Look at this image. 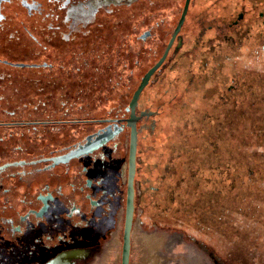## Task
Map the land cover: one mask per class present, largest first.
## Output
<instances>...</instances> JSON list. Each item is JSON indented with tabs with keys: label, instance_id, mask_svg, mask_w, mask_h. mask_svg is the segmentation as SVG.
Listing matches in <instances>:
<instances>
[{
	"label": "flooded vegetation",
	"instance_id": "obj_1",
	"mask_svg": "<svg viewBox=\"0 0 264 264\" xmlns=\"http://www.w3.org/2000/svg\"><path fill=\"white\" fill-rule=\"evenodd\" d=\"M139 1L143 5L149 0H0V264H110L119 260L121 242L119 249H109V245L124 228L128 158L123 164L121 137L127 131L130 134V128L123 126L112 140L91 152L61 162L54 158L85 144L89 135L96 136L108 125L125 124L130 116L126 107L151 67L140 76L141 60L154 56L169 34L164 53L185 4L184 0L176 19L173 7L183 0H151L145 8L137 7ZM192 1L160 66L165 84L172 77V67H179L180 52L185 56V94L187 84H195V65L200 61L205 62L203 74L210 77L207 91L217 89L220 94L233 76L240 84L231 98L216 97L212 117L203 122L205 132L213 123L217 125L221 106L234 105L240 97L251 100L249 84L256 81L257 88L264 84L251 69L252 61L264 64L260 47L264 11L237 10L244 0H194L191 7ZM245 1L264 6V0ZM124 4L133 6L128 19L122 18L118 7ZM244 19L251 31L243 27L236 37L223 36L219 28L233 29ZM171 22L175 24L170 32L165 24ZM140 40L146 44L142 55ZM236 49L245 53L238 57L239 66L234 61ZM153 76L146 86L152 87V94L143 95L144 89L135 111L137 115L142 110L157 113L138 121V151L143 133L150 147V135L156 129L158 110L141 108L161 94L153 89L157 84L151 83ZM184 79L178 81L184 83ZM178 86L168 85L166 93ZM197 93L205 97L204 90ZM185 114V110L171 108L157 125L156 139L172 128L176 132L173 121L183 120ZM168 122L172 125L164 129ZM142 153H137L135 180L148 168ZM170 153L167 148L166 154ZM140 180L145 185L146 180ZM166 198L165 193L155 198V207L164 208L161 216L169 224L172 215Z\"/></svg>",
	"mask_w": 264,
	"mask_h": 264
},
{
	"label": "trees",
	"instance_id": "obj_2",
	"mask_svg": "<svg viewBox=\"0 0 264 264\" xmlns=\"http://www.w3.org/2000/svg\"><path fill=\"white\" fill-rule=\"evenodd\" d=\"M184 60L185 56L181 52L178 56L179 66H182ZM203 67L197 69V76L193 82L195 84L193 86L187 84L189 92L185 94L183 89V93L176 97L178 103L173 104L172 98L162 107L163 110H158L159 118L156 119V129L150 135L153 136L150 147L144 140L147 137L146 131L143 133V146L145 144L144 147L152 149L156 143L157 125L162 117L168 115L171 108H176L179 112L185 110L186 114H190V124L183 129L174 124L179 130L173 133L177 134V137L169 133L168 139L161 141L160 144L165 149L160 152L161 157L165 155L161 162L148 163V168L142 172L140 178L143 177L146 181L145 185H141L143 186L141 204L144 206L143 211L147 212L151 219L153 216L154 219L155 217L158 219L164 213L161 208L155 207V198L165 193L166 203L171 207L172 220L177 222L176 226L167 227L182 229L186 236L203 242L212 252L229 262L231 256H228L229 249L224 244V233H228L231 243L234 241L236 244L244 236L251 240V234L253 237L259 234L260 239L264 240V104L257 113L252 108L258 106H253L250 102L247 111L249 114L243 115L241 123L238 126L232 125L227 133L221 134L218 128L216 130L214 123L204 132L203 122L212 117L215 110L213 107L218 101L216 97L230 98L231 91L219 96L217 89H214L213 97L201 105L197 103L200 101L197 92L200 90L206 92L209 87L207 84L210 82L209 74H203L206 72ZM163 77L153 88L155 91L165 84H161L162 79L165 80V75ZM167 80L168 83L162 88L163 94H166L168 85L173 86L176 83L181 85L179 78L176 83H173L172 77H168L166 82ZM157 108L161 107H156L155 110ZM226 112L223 111L222 116L218 114L217 122H226L224 115ZM218 117L221 121H218ZM234 120L233 118L231 123H234ZM205 135L208 136L204 138ZM173 140L177 141L173 143ZM216 145L219 147L217 153ZM167 148L171 152L170 155L166 154ZM207 149L210 150L208 155H211L212 164L208 165L209 169L205 173L201 166L203 153ZM149 181L151 183L158 181V184L148 189ZM183 194L188 199L180 201ZM146 196H149L147 200Z\"/></svg>",
	"mask_w": 264,
	"mask_h": 264
},
{
	"label": "rangeland",
	"instance_id": "obj_3",
	"mask_svg": "<svg viewBox=\"0 0 264 264\" xmlns=\"http://www.w3.org/2000/svg\"><path fill=\"white\" fill-rule=\"evenodd\" d=\"M150 2H151V0L146 1L142 5L141 1H139V4H137V7L139 8L140 5H142L141 8H145L146 6L151 5ZM193 2H194V0L191 3V7L193 6ZM183 3H184V0L179 5H177L176 7H173L174 11H176L175 13L177 14L176 19L178 18L179 14H180V11L183 7ZM118 7H120L122 10L121 11L122 18L128 19L131 17V15H132V8L131 7H133V6H127L124 4V5H121ZM135 8H136V5L134 6V9ZM236 8H237V10L241 9L243 11H246L247 13H248V10H250L251 8L252 9L254 8L255 10H259L260 14L264 11V6H256V4H253V3L247 4V2L245 0L242 1V3L238 4ZM106 9H107L106 11H110L111 8L106 7ZM240 14H242V11L240 12ZM247 15H246L245 19H248ZM245 19L241 23V26L234 27L233 29L229 28L228 26H224V27L219 28V29H220L221 33L223 34V36H226V33H230V35H232V37H236L237 31L242 29L243 27L250 30L251 25L245 26V24H246L245 22L248 21V20L245 21ZM172 22H174V21H172ZM187 23H189V22H187ZM174 24L172 23L171 24L172 26H171L170 23H169V25L166 23L165 25H167V29L170 30V32H171ZM80 26L81 25H78V27H80ZM169 26H171V27H169ZM219 29H217V30H219ZM168 37H169V34H166L163 37L164 38L162 40L163 42L160 43L161 47L155 53L154 56L149 55L147 58H142L141 65H140V76H142V74L150 66H152L154 64V62H156L158 60L159 56L161 55V53L164 49V46L166 45ZM232 37H230L228 39L232 40ZM152 40H154V39L153 38L149 39V41H152ZM139 43H140V50H141V55H142V52L144 50H146V44L142 40H140ZM189 43H191V42H189ZM179 44L180 43H178L176 45L175 49H179V47H178ZM232 44H234L233 41H232ZM243 46L244 45H240V48L242 49ZM260 47L264 48V43H261ZM244 55H245L244 50L236 49L235 57H237V58H235L236 60H234L235 65L239 66V61H238L239 58L238 57L244 56ZM247 62L251 64V61H247ZM252 62H253V65L251 66V69H253L252 71H254V69H255V73H258L257 76L254 75V78L260 76L261 80H264V64H260V63H262L260 61H258L256 64H254V61H252ZM204 63H202L200 61L199 63H197V65L195 67L197 69H199V68L202 69V67L204 66ZM215 67H216V65L214 66V68ZM185 68H186V66H184L182 64V66H179L175 70V66H174V67H172V72H171L173 83L177 82V78H181L182 76H185L184 83H181L182 82L181 81L180 86L175 87L174 89H169L168 93L163 94L162 88L166 84H164L165 80L161 81L162 82L161 84H164L163 86H161L158 89V91L161 90L160 91L161 94L158 97L153 96L152 98L154 101L152 103H148V104L146 103L145 105H142L141 108L143 109L145 107H149V108H152L155 110L156 107H161V108H157L156 110H163L162 107L167 103V101H169L172 98H174V100H172L173 104L178 103V101L176 100V97H178V95L183 93V89L187 83V80H186L187 75L185 73L186 72ZM235 68H236V66H235ZM181 70H183L182 71L184 73L183 75L180 74ZM161 72H163V68H160V70L157 71V73L153 76L151 83H153V81H154L153 84L157 83L158 80H160V78H162L164 76L163 73H161ZM216 73H217V70H214L213 74H216ZM174 79H176V81ZM255 82L254 81L251 82L249 84V87L247 88L251 92L250 93L251 94V97H250L251 101L249 100L248 97H245V98L240 97L238 99V101L235 100L234 105L232 104L231 106H228V107H222L221 106L218 109V112L220 113L219 116L223 115V111H227L226 114H224L226 117V122H223V123L217 122V125H216V130L218 128V130L221 134H224L225 132L227 133V131L229 132L232 125L238 126L241 123L242 116L245 115L247 113V111L249 110L248 105L250 104V102L253 104V106H256V105L258 106L257 108H252V109H255L257 113H258V111L261 110V107L264 104V84H262V85L260 84L257 88V87H255L256 86L254 84ZM167 83H168V81H167ZM136 84L137 83L135 82V86H136ZM232 85H234V86H232ZM239 87H240V84L238 83L237 78L235 76H233L228 81L225 82L223 90H220V94H218V95L222 96L224 94L223 92H226V94H227V91H230V90H231L230 94L232 95L233 91L238 90ZM151 90H152L151 86L146 87L143 95H146L148 93H149V95L152 94ZM204 96L205 97L202 100L200 98V101L198 100L197 103H199L201 105V103H203L204 101L209 100L211 97L214 96L213 91L212 90L207 91V93L204 92ZM155 99H157V100H155ZM167 112H168V110L165 111V114ZM247 114H249V112ZM253 114H255V113H253ZM158 118H159V115L156 117V119H158ZM233 118L235 119L234 123H231ZM189 119H191V117H190V114L188 113L185 115V117L183 119L184 121L180 120L179 118H175V121H173V123L175 125L177 124L178 128L183 129L187 124H190ZM185 120L186 121L188 120V122L186 123ZM219 120L220 119L218 117V121ZM176 122H178V123H176ZM150 123L153 124V122H150ZM170 124H171V122H168V125H166L164 127V129L165 128L169 129ZM174 124L173 125L171 124V125L174 126ZM178 128H177V130H178ZM175 129H176V127H175ZM170 133L172 135H177V134H173V133H175V132H173V128L171 129ZM195 133H197V132H195ZM129 135H130L129 131H127L121 137V144L123 143L122 144V150H123L122 153L125 156L124 160L122 161L123 164H125L127 162V158H128L127 154L129 151V139H130ZM172 137H175V136H172ZM164 139L165 140L168 139V136L165 135L164 137H161L160 139L158 137L156 139L157 145L155 143V147L152 148L151 150H149V149L144 150L143 143L140 141L138 154L141 150L143 152L141 157H144V160L147 163H160L164 157L163 156L161 157V155H160V157H157L154 155H155V152H161L162 151L163 147L161 146L160 143ZM176 141L173 140L172 142L175 143ZM126 144L128 145L127 147H126ZM218 151H219V147L216 145L215 146V152L217 153ZM148 152H151L153 154L148 153ZM224 152H226V150H224ZM209 153H210V150H208V149L203 153L204 157L202 158L203 161H202L201 167L204 169L205 173L207 172V169H209L208 165L212 164L210 162V160H212L210 157L211 155H208ZM224 154L226 155L227 153H224ZM214 158H217V157H214ZM157 182L158 181H156V182L152 181V183H151V181H149L147 188L149 189L150 186H156L158 184ZM141 185H143V183L141 182L140 178L138 177L136 179L135 221L139 218L141 220L142 225L139 221H137L136 223H139L141 227L143 226L142 227L143 230L146 229L148 232H158L159 234H164L166 237H165V242H164L165 244L162 245V254L159 256H154V257H153L154 254L151 253V251L153 250L152 247H150L149 251L145 250V251L141 252V250H139L135 241H132L131 264H236L237 262H239V264H264V240H263V238L260 239L259 234L255 235L254 237H253V234H251V240H247V238L244 236L243 239L239 240L236 244V243H234V241H233V243H231L228 233H224V239H225L224 244L229 249L228 250V252H229L228 256H231V260L229 262H227L225 259L219 257L214 252H212L209 249V247L207 245H205L203 242L197 241L195 238L186 236L184 234L185 232L182 229H180L178 227L177 228L176 227H174V228L167 227L169 225L176 226L175 224L177 222H174L172 220L173 217H171V222L169 224L166 223L167 218L163 219L162 216H159V217H161V219H159V218L157 219L156 217L154 219V216H153V219H151V216L147 212L143 211L144 206L141 204V197H142L141 192L143 190V188H142L143 186L141 187ZM184 196H185V194H183L180 201H184V200L188 199V198H185ZM148 197L149 196H146L145 199L147 200ZM124 204H125V201L123 203L124 211H125V205ZM157 208H160V207H158V205H157ZM161 211L165 212L164 208H162ZM147 214H148L149 218L147 217ZM123 218H124V216H123ZM143 219H144V223H143ZM149 219H151V220H149ZM122 232H123V230L120 233V239H121L120 249H119L120 244L118 245V249H119L118 252L120 251L118 264H121ZM176 234L181 235L182 242L180 244L174 243L175 244V245L173 244L174 246L172 244L167 246V244L171 241L170 239L173 238V236H176ZM105 251H106V247L103 251H101L99 253L100 258L104 255ZM163 253H165V254H163Z\"/></svg>",
	"mask_w": 264,
	"mask_h": 264
},
{
	"label": "water",
	"instance_id": "obj_4",
	"mask_svg": "<svg viewBox=\"0 0 264 264\" xmlns=\"http://www.w3.org/2000/svg\"><path fill=\"white\" fill-rule=\"evenodd\" d=\"M190 0H185L184 8L180 17V20L170 38L164 53L161 57L144 73L140 83L133 93V96L126 107L130 111V116L124 121L123 125L115 123L114 127L108 125L102 131H99L96 136L89 135L85 144L79 145L76 149L70 151L68 154L55 157V162L66 161L69 158L79 156L83 153L91 152L103 144H106L112 140L117 134L123 130V126H128L130 128V139H129V153H128V176H127V191H126V203H125V214H124V228L122 237V249H121V264H131V248H132V232L135 224V195H136V170L138 162V127L137 123L143 117H149L155 115L157 112L153 110H142L139 115L136 114V106L138 99L149 84L152 76L160 68V66L165 61L168 52L173 44L176 35L179 33L181 26L184 23ZM145 38V35H143Z\"/></svg>",
	"mask_w": 264,
	"mask_h": 264
},
{
	"label": "bare ground",
	"instance_id": "obj_5",
	"mask_svg": "<svg viewBox=\"0 0 264 264\" xmlns=\"http://www.w3.org/2000/svg\"><path fill=\"white\" fill-rule=\"evenodd\" d=\"M114 237L115 238L112 239V242L109 245V249L118 248V245L121 242L119 240L120 238H119L118 233H115ZM165 237L166 236L164 234H159L158 232H148V231L143 230V228L140 226L139 223H135V227H134L133 233H132V239H133L132 241H135L139 250H141V252L145 251V250L149 251L150 247H152L153 250L151 251V253L154 254L153 257L159 256L162 254V245L165 244L164 243ZM170 240L171 241L167 244V246H169L171 244L173 245L174 243L180 244L182 242L181 235H179V234H176V236H173V238H171ZM163 254H165V253H163ZM110 264H118V261L116 263L112 262Z\"/></svg>",
	"mask_w": 264,
	"mask_h": 264
},
{
	"label": "crops",
	"instance_id": "obj_6",
	"mask_svg": "<svg viewBox=\"0 0 264 264\" xmlns=\"http://www.w3.org/2000/svg\"><path fill=\"white\" fill-rule=\"evenodd\" d=\"M142 192H143V191H142ZM142 192H141V193H142ZM183 233H184V232H183ZM184 234H185V233H184Z\"/></svg>",
	"mask_w": 264,
	"mask_h": 264
}]
</instances>
